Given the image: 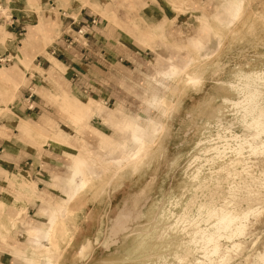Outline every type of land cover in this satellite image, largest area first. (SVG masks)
Listing matches in <instances>:
<instances>
[{
  "label": "rangeland",
  "instance_id": "obj_1",
  "mask_svg": "<svg viewBox=\"0 0 264 264\" xmlns=\"http://www.w3.org/2000/svg\"><path fill=\"white\" fill-rule=\"evenodd\" d=\"M97 1L130 11L129 25L101 13L122 29L123 59L77 80L54 63L60 75L39 70L25 100L21 55V82L0 90V120L18 119L29 163L47 172L39 188L15 175L16 199L0 202V264H264V0ZM53 27L36 31L45 46ZM85 149L96 163L80 174ZM33 231L49 244L34 248Z\"/></svg>",
  "mask_w": 264,
  "mask_h": 264
},
{
  "label": "crops",
  "instance_id": "obj_2",
  "mask_svg": "<svg viewBox=\"0 0 264 264\" xmlns=\"http://www.w3.org/2000/svg\"><path fill=\"white\" fill-rule=\"evenodd\" d=\"M109 3L114 7H118L117 5L120 4V2H111V0ZM155 5L153 1L150 3L147 1V5L143 7L142 11H147L150 6L154 7ZM120 9L124 12H120V10L116 12L112 8L106 9L105 4L99 3L97 0H0V90L3 89L9 96L13 94L15 86L21 82L19 73L21 67L20 64L18 65L21 55L23 58L31 60L29 70L33 75L31 77L27 72H24L25 78L31 77L29 82L31 85L22 88L24 97L28 91H32L30 96L34 94L33 89L42 77L39 70H44L46 74L54 77L60 75L56 73H59L58 71L61 73V69L51 71L54 68V63L61 68L64 65L71 72V79L77 80L79 73L80 75L85 74L83 69H90L88 73L91 71L96 73V63L108 64L112 62L110 58L116 56L123 59L121 54L116 55L114 44L117 36L121 39L119 34L122 33V29L101 15L104 12L109 16L114 13L119 25H129L128 22L131 21V18L126 16L130 14V11ZM152 15L151 13L148 16L142 12L141 17L145 22H149L148 17L154 18ZM49 17L52 18L51 20L55 18V23L49 21ZM53 24H57L60 35L51 44L45 46L38 39L40 35H36V31L43 30L47 37L48 32L54 30ZM31 29H33V34L30 33ZM69 37L72 38L71 43H68ZM23 39L27 40L26 46L22 44ZM75 40L80 42V46L75 44ZM81 41H85V44H81ZM19 48H22V54ZM14 62L17 64H13ZM29 98L25 97V100ZM0 99L7 100L1 92ZM2 105L3 103H1L0 109ZM10 109L17 110L12 104ZM25 119L28 120V118ZM17 124L20 129L21 124L18 123V119L0 120V202L5 200V197L16 199L18 189L13 186L16 184L15 175H24L23 177L27 181L28 176L31 180L37 178L36 186L38 188L42 185L40 176L47 175L41 166L33 168V162L29 163L28 160L34 156V150L37 149L25 143L23 137L27 138V136L16 128ZM43 124L44 120H41L37 125ZM22 129L28 131L26 126ZM38 172L40 176H37ZM23 195L26 197V194ZM26 207L29 208V205ZM12 216L15 217V215L9 214L7 218L11 219Z\"/></svg>",
  "mask_w": 264,
  "mask_h": 264
},
{
  "label": "bare ground",
  "instance_id": "obj_3",
  "mask_svg": "<svg viewBox=\"0 0 264 264\" xmlns=\"http://www.w3.org/2000/svg\"><path fill=\"white\" fill-rule=\"evenodd\" d=\"M2 6V5H1ZM2 10V9H1ZM4 11H6V9H3ZM1 12H3V11H1ZM181 70L180 69H178V68H175V67H173V68H171V73H178V72H180ZM148 119V118H147ZM159 129V127L157 128V130ZM134 135V137H132V139L133 140H135V134L136 133H133ZM140 138H141V140H143L144 138H143V135H140ZM142 145V144H141ZM141 145H139V148L136 150V151H131L129 154H128V159H130V160H133L134 158H137L139 155H140V153H141ZM85 151H86V154H87V156H86V159L85 160H83V161H80L79 163H78V165H75V168H74V171H76L77 170V172H79L80 174H82V167L80 166L81 164H83V165H85L86 166V171L84 170V173H88L90 170H89V168L91 167V166H93V164H95L96 163V159L93 157V156H91L90 155V151L89 150H86L85 149ZM126 158H124V160L123 161H126L125 160ZM92 169V168H91ZM93 173V172H92ZM94 176L95 177H97L98 176V174H94ZM83 178V175H81L80 176V179L78 180V182H81V179ZM52 213H54V212H52ZM130 214V212H128V213H126V212H124L123 210L122 211H120V213H119V215H118V219H116V221H115V223H114V225L111 227V236H110V242L111 241H114L115 242V239H114V237H116V235L119 233V232H121V231H123L124 229H127L126 228V221H127V217H128V215ZM139 215V214H138ZM49 219V218H48ZM50 221H51V219H50ZM50 229V226L48 225V226H46L45 227V230H46V232L48 231ZM32 237H34L37 241L35 242V244H34V248H36V247H45V246H47L49 243H48V239H47V237H46V235L45 234H41V235H39L38 233H37V231H33L32 232V235H31ZM108 243V242H107ZM33 251V250H32ZM32 259L33 258H29L28 259V263L29 264H34L33 263V261H32ZM48 264H51V262L50 261H48Z\"/></svg>",
  "mask_w": 264,
  "mask_h": 264
}]
</instances>
